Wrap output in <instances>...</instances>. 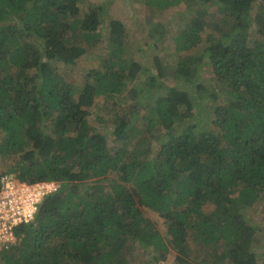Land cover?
I'll list each match as a JSON object with an SVG mask.
<instances>
[{
  "label": "trees",
  "instance_id": "obj_1",
  "mask_svg": "<svg viewBox=\"0 0 264 264\" xmlns=\"http://www.w3.org/2000/svg\"><path fill=\"white\" fill-rule=\"evenodd\" d=\"M84 1L0 0V178L59 183L15 228L0 264H132L142 255L163 264L171 251L172 264H195L211 249L199 264H264L249 214L264 209V0H147L191 14L174 37L178 81L155 98L161 58L155 71L127 60L124 22L108 19L107 2ZM150 32L156 45L166 27ZM103 39L106 57L75 93L58 64H76ZM202 70L221 86L211 90L220 99L209 128L182 86L203 96ZM98 98L112 144L89 119Z\"/></svg>",
  "mask_w": 264,
  "mask_h": 264
},
{
  "label": "rangeland",
  "instance_id": "obj_2",
  "mask_svg": "<svg viewBox=\"0 0 264 264\" xmlns=\"http://www.w3.org/2000/svg\"><path fill=\"white\" fill-rule=\"evenodd\" d=\"M93 2H98L104 4L107 2V12L108 19L116 18L124 22L128 40L126 41V47L124 50V57L127 60H134L138 62L144 69L155 71V62L156 58L159 57L162 60V64L167 67L165 70V75H162L160 82L163 86L158 88L156 86L150 98H155L163 91L162 87L168 85H174L178 80L174 78V70L176 67L178 54L176 51V44L174 41L175 35L183 28V23L186 19H183L182 16L185 14L186 17H189L191 14L182 9L180 5L175 6H165V8L153 7L149 8L147 0H86L82 3L83 9H86L87 5ZM161 22L166 27V34L162 39L158 40L157 44H153V38L150 35V30L152 27L161 25ZM208 31V29H206ZM103 35L106 34V29L103 28ZM157 33V32H156ZM100 45L95 49L96 52H88L82 56L76 64L70 66H63L61 63L60 71L64 74L65 79L70 84H73L75 93H78L86 81L87 73L99 65L101 60L106 57V52L108 53L109 49L105 39L99 42ZM107 50V51H106ZM147 71L143 70L139 73V77L136 80L137 85H142L143 81L147 79ZM160 83V84H161ZM206 91L202 93L203 96L198 94L196 84H183L182 86L188 91L192 92L194 95L198 96V102L201 101L202 107L198 104V109L196 110V117L202 121L205 128L212 126V121L214 117V109L220 99L215 102L212 100L211 90L217 88L221 89V86L217 83L215 78L210 74L208 70H202L200 74V83ZM158 88V89H157ZM217 92V90H215ZM108 104L103 102V98H98L96 104L91 109L90 121L98 127L100 131L105 132L108 135L110 143L112 144V135L110 134V128H108L107 121H102L101 117L109 119L108 110L106 106ZM7 165V164H6ZM6 165L0 159V171L3 168H6ZM8 166V165H7ZM261 204L257 205L255 208L251 209L250 217L260 226V231L256 234V241L258 242L259 247H264V212ZM148 215L155 221V223L161 228L163 234L166 232V226L163 222V219L156 212H148ZM212 250L204 251L199 256L200 259L195 261V264H199L201 260L212 259ZM175 252L171 251L167 260L163 264H172L175 259ZM211 255V256H210ZM147 255H142L141 257H135L132 264H144L141 259L146 258Z\"/></svg>",
  "mask_w": 264,
  "mask_h": 264
},
{
  "label": "built area",
  "instance_id": "obj_3",
  "mask_svg": "<svg viewBox=\"0 0 264 264\" xmlns=\"http://www.w3.org/2000/svg\"><path fill=\"white\" fill-rule=\"evenodd\" d=\"M0 250L17 241L15 228L32 221L38 203L59 188L57 181L19 182L14 173L0 178Z\"/></svg>",
  "mask_w": 264,
  "mask_h": 264
}]
</instances>
